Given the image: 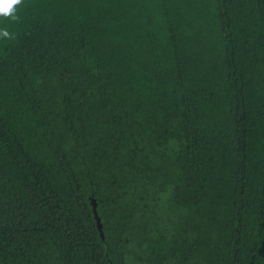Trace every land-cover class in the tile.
Listing matches in <instances>:
<instances>
[{"label": "trees", "instance_id": "16d2710c", "mask_svg": "<svg viewBox=\"0 0 264 264\" xmlns=\"http://www.w3.org/2000/svg\"><path fill=\"white\" fill-rule=\"evenodd\" d=\"M17 15L0 19V264H264V0Z\"/></svg>", "mask_w": 264, "mask_h": 264}, {"label": "clouds", "instance_id": "9594fccd", "mask_svg": "<svg viewBox=\"0 0 264 264\" xmlns=\"http://www.w3.org/2000/svg\"><path fill=\"white\" fill-rule=\"evenodd\" d=\"M22 3L23 0H0V19L19 20L17 9ZM0 38L12 40L15 39V34L10 32L6 27L0 28Z\"/></svg>", "mask_w": 264, "mask_h": 264}, {"label": "water", "instance_id": "95a60500", "mask_svg": "<svg viewBox=\"0 0 264 264\" xmlns=\"http://www.w3.org/2000/svg\"><path fill=\"white\" fill-rule=\"evenodd\" d=\"M94 212H95V208H94ZM95 217H96V220H97V225H98V227H99V230H100L101 236L104 237L103 225H102V223H101V219H100V217L97 215L96 212H95Z\"/></svg>", "mask_w": 264, "mask_h": 264}]
</instances>
